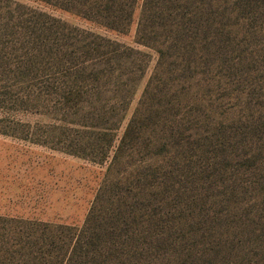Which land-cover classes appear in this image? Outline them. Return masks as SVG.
Wrapping results in <instances>:
<instances>
[{
    "label": "rangeland",
    "instance_id": "rangeland-1",
    "mask_svg": "<svg viewBox=\"0 0 264 264\" xmlns=\"http://www.w3.org/2000/svg\"><path fill=\"white\" fill-rule=\"evenodd\" d=\"M237 1L233 12L231 6L222 12L227 30L237 35L226 48L235 57L234 74L220 128L190 141L196 143L188 145L183 161L173 162L168 173L176 187L161 203L150 198L143 210L138 204L135 221L119 240L120 252L94 259L89 253L77 262H70V250L64 257L57 243L44 245L32 235L43 225L82 228L112 155L98 164L23 139L28 130L41 134L49 124L40 100H22L24 94L11 88L21 75L16 66L26 70L27 88L45 81L37 69L24 67L38 61L29 51L43 50L45 37L26 13L35 9L148 52L135 43L140 11L129 33L117 35L35 0L9 3L12 10L0 19V66L6 68L0 69V264H264V0H250L252 8L249 0ZM150 61L116 142L154 69L155 53ZM120 211L126 219L128 211Z\"/></svg>",
    "mask_w": 264,
    "mask_h": 264
},
{
    "label": "trees",
    "instance_id": "trees-1",
    "mask_svg": "<svg viewBox=\"0 0 264 264\" xmlns=\"http://www.w3.org/2000/svg\"><path fill=\"white\" fill-rule=\"evenodd\" d=\"M11 1L0 0V19L12 10ZM35 1L117 35L129 33L140 11L135 43L148 52L125 47L105 35L71 27L29 8L26 15L45 35L44 49H29V56L38 61H28L24 67H29L28 72L37 69L45 81L40 88L35 84L27 88L28 74L16 66L21 75L11 84L12 89L24 94L22 100L26 95L29 101L40 100L44 107L41 114L49 122L41 134L28 130L24 140L59 147L66 154L98 164L112 155L83 227L43 225L36 228L33 240L44 245L57 243L64 257L70 250V262L89 253L93 259L95 254H117L122 246L121 235L136 219L138 204L143 210L150 198L159 201L172 191L176 184L171 182L172 171L168 170L173 162L183 161L188 145L192 149L196 143L190 141L211 134L213 129L215 132L222 124L219 119L232 98L228 84L235 60L226 48L233 42L231 37L237 35L227 30L222 12H229V6L232 10L238 1ZM150 52L156 54V64L116 142L149 69ZM0 69L6 71L4 66ZM184 143L187 145L183 147ZM242 158L248 160V154ZM121 208L128 211L126 219Z\"/></svg>",
    "mask_w": 264,
    "mask_h": 264
}]
</instances>
